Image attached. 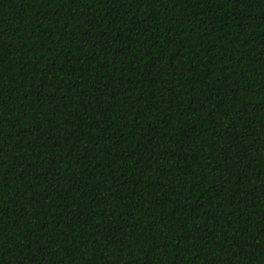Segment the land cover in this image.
<instances>
[{
  "label": "trees",
  "instance_id": "obj_1",
  "mask_svg": "<svg viewBox=\"0 0 264 264\" xmlns=\"http://www.w3.org/2000/svg\"><path fill=\"white\" fill-rule=\"evenodd\" d=\"M0 264H264V0H0Z\"/></svg>",
  "mask_w": 264,
  "mask_h": 264
}]
</instances>
